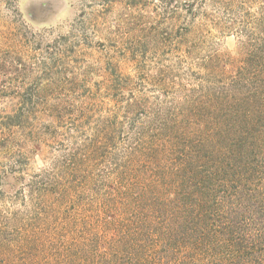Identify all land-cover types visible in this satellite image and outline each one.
<instances>
[{
    "label": "rangeland",
    "instance_id": "rangeland-1",
    "mask_svg": "<svg viewBox=\"0 0 264 264\" xmlns=\"http://www.w3.org/2000/svg\"><path fill=\"white\" fill-rule=\"evenodd\" d=\"M262 16L264 0H0V226L11 263L56 264L103 232L105 158L129 138L109 134L96 155L92 143L107 126L201 102L202 60L235 57L238 31Z\"/></svg>",
    "mask_w": 264,
    "mask_h": 264
},
{
    "label": "trees",
    "instance_id": "trees-1",
    "mask_svg": "<svg viewBox=\"0 0 264 264\" xmlns=\"http://www.w3.org/2000/svg\"><path fill=\"white\" fill-rule=\"evenodd\" d=\"M255 21L238 31L235 57L202 60L201 102L98 135L94 155L109 134L129 138L105 158L103 232L56 264H264V16ZM9 234L0 226L1 264H12Z\"/></svg>",
    "mask_w": 264,
    "mask_h": 264
}]
</instances>
